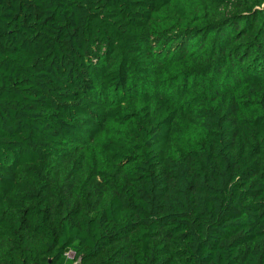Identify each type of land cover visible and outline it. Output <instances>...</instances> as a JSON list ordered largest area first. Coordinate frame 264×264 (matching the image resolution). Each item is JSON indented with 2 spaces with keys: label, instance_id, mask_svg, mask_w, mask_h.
Here are the masks:
<instances>
[{
  "label": "trees",
  "instance_id": "1",
  "mask_svg": "<svg viewBox=\"0 0 264 264\" xmlns=\"http://www.w3.org/2000/svg\"><path fill=\"white\" fill-rule=\"evenodd\" d=\"M0 264H264V0H0Z\"/></svg>",
  "mask_w": 264,
  "mask_h": 264
},
{
  "label": "rangeland",
  "instance_id": "2",
  "mask_svg": "<svg viewBox=\"0 0 264 264\" xmlns=\"http://www.w3.org/2000/svg\"><path fill=\"white\" fill-rule=\"evenodd\" d=\"M68 173V177L70 178V180H75L82 176V171L80 169L78 170L77 168H72Z\"/></svg>",
  "mask_w": 264,
  "mask_h": 264
}]
</instances>
